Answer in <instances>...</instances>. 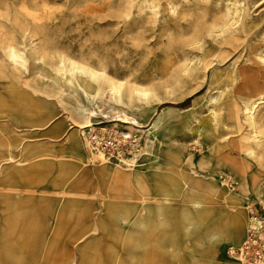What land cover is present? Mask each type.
<instances>
[{
    "label": "rangeland",
    "instance_id": "rangeland-1",
    "mask_svg": "<svg viewBox=\"0 0 264 264\" xmlns=\"http://www.w3.org/2000/svg\"><path fill=\"white\" fill-rule=\"evenodd\" d=\"M25 40L52 44L31 51ZM187 57L213 60L215 78L152 89ZM256 90L264 0H0V157L13 153L0 163V264H248L215 247L209 257L202 241L240 240L246 199L264 206V94L255 123L241 109ZM105 101L145 116L83 111ZM166 106L152 140L142 131ZM87 117L92 128L79 132ZM237 204L245 218L220 240L216 226Z\"/></svg>",
    "mask_w": 264,
    "mask_h": 264
},
{
    "label": "bare ground",
    "instance_id": "bare-ground-1",
    "mask_svg": "<svg viewBox=\"0 0 264 264\" xmlns=\"http://www.w3.org/2000/svg\"><path fill=\"white\" fill-rule=\"evenodd\" d=\"M227 10L229 11L228 8ZM23 44L29 50L34 51L36 50V48L38 49L39 46L40 48H42L43 46H48L52 44V42L51 40H40V42L38 43V42H35V40H25L23 41ZM7 48L9 49V51L12 52L11 53L12 57L16 59L17 55L14 52V48L11 45L7 46ZM60 48H63V47H60ZM243 50L244 49L242 47H240V49L237 50V54H238L237 58L229 64L231 69H233V67L238 62V59L241 57L243 53ZM204 51L208 53L213 52L214 57L218 58V61L220 62H222L223 59L225 58L222 50L214 51V49H204ZM208 55H210V53ZM70 62L72 64L69 63V65L75 64L72 61ZM168 64L172 65L173 60H169ZM49 67L51 68L52 65H49ZM86 68H87L86 70L92 73L93 75H98V72H100L101 70V69H95L96 67L94 66H90L89 68L88 67ZM212 68H213V60H211L210 58L187 57L186 60L182 63L180 69L175 71L170 77L168 74L169 72H166V73L164 72V75L159 79L158 83L156 84L154 83L152 85V89H159V90L165 91L166 93H170L174 87L183 85L186 82L184 78L187 77L188 75H192L193 73H197V78L200 79V83L198 84V86H200L204 81L208 80L209 82L215 78L217 73L214 70H212ZM14 78L16 81L15 80L10 81V85H9L10 90H13L14 88L19 90V86L22 83L26 84L28 80L31 78V74L28 73L27 75L23 77L21 75H14ZM54 80L57 81L56 78H54ZM67 81L71 83L72 80L70 77H67ZM134 90L137 92L138 96L145 97L148 94L147 89L134 88ZM263 94H264V91L262 92L260 90L258 91L256 90L254 94L243 98V102H242L243 107L241 108L242 113L245 114V116L249 118V120H251L252 123H255L257 121L256 120V114L258 111L257 108L262 102L261 100L263 99ZM211 100H213V97H211ZM173 109H174L173 107L166 106L162 108L161 110L155 112V108H154L152 110V113L154 114L153 122L148 129H145L142 131L143 134L151 136L153 138L152 140H154L155 134H157V132L163 127V125L167 121V118L171 110ZM83 111H86L90 113L91 115H96L97 113H100L107 118H113V119L120 120V121L130 122L131 124L140 123L139 120L145 116L144 111L125 110L119 104H115L112 101H105L103 104H100V105L98 104L94 106L90 105L89 107L83 108ZM90 122L91 120L87 117V119H85L84 122L78 124L77 129L79 130V132L84 130V128H88V130H90L92 128V123ZM152 140H149L148 144L152 145L153 144ZM18 146H19V143H13L10 145V147H14V148H17ZM12 157H13L12 151L8 150V152L3 153L2 156L0 157V163L3 160H8ZM190 172H192V169L190 170ZM207 175H210V174H207ZM233 201L235 202L234 199ZM240 217H241V221L242 219L245 218V211L242 209V206L240 204H237V208L232 209V212L230 213L227 219V222H224L225 224L223 225L218 224L216 226L217 232L215 230L216 232L215 236L220 237V240H222L225 237L227 238V236H229L228 238L230 237L232 238V235L238 230L240 226ZM226 228L228 229L227 231H225ZM212 235H210L212 238L209 240L206 238V234L204 235L205 240L202 241V245L204 247V254L207 253V255L209 254L208 256L210 257L211 256L210 251H214L212 249L215 247L217 248L215 253L216 255H218L219 259L220 260H223L225 258L227 259L229 256L227 253V248L230 244L226 245L225 242H220L216 246L215 245L216 243H214V241L212 240L213 239ZM210 236L207 235V237H210ZM211 262L215 263V261L213 260H211L210 262L207 261L208 264H212Z\"/></svg>",
    "mask_w": 264,
    "mask_h": 264
},
{
    "label": "built area",
    "instance_id": "built-area-1",
    "mask_svg": "<svg viewBox=\"0 0 264 264\" xmlns=\"http://www.w3.org/2000/svg\"><path fill=\"white\" fill-rule=\"evenodd\" d=\"M96 137V136H95ZM96 143L102 146H112L110 141L96 138ZM247 215L246 229L243 237L230 244L228 255L248 264L264 262V206L256 197L247 198L245 202Z\"/></svg>",
    "mask_w": 264,
    "mask_h": 264
}]
</instances>
